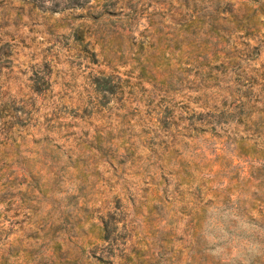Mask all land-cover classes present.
Returning a JSON list of instances; mask_svg holds the SVG:
<instances>
[{
  "label": "rangeland",
  "instance_id": "1",
  "mask_svg": "<svg viewBox=\"0 0 264 264\" xmlns=\"http://www.w3.org/2000/svg\"><path fill=\"white\" fill-rule=\"evenodd\" d=\"M0 264H264V0H0Z\"/></svg>",
  "mask_w": 264,
  "mask_h": 264
},
{
  "label": "trees",
  "instance_id": "2",
  "mask_svg": "<svg viewBox=\"0 0 264 264\" xmlns=\"http://www.w3.org/2000/svg\"><path fill=\"white\" fill-rule=\"evenodd\" d=\"M104 88H107V86H103Z\"/></svg>",
  "mask_w": 264,
  "mask_h": 264
}]
</instances>
